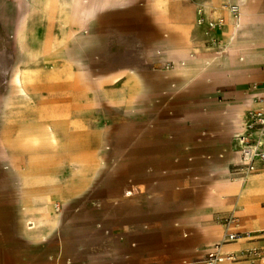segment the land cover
Masks as SVG:
<instances>
[{
  "label": "crops",
  "instance_id": "0c3cea01",
  "mask_svg": "<svg viewBox=\"0 0 264 264\" xmlns=\"http://www.w3.org/2000/svg\"><path fill=\"white\" fill-rule=\"evenodd\" d=\"M243 3L256 13L254 19L241 26L239 43L235 44L230 36L225 5L237 4L236 0H0V201L5 200L6 195L10 197L12 191L9 169L15 167L17 179L16 170L20 169L23 159L13 160L10 154L29 152L27 143L22 142L23 135L27 128L33 129L45 120L44 108L55 109L57 116L61 113V104L72 106L74 110L81 108L83 112L78 109L66 119L87 120V106L92 102L108 103L107 92L92 97L90 90L93 74H101L96 78L99 88L107 82L109 55L121 57L122 64H131L130 70L137 74H152V66L157 64L167 66L166 70L172 73L185 60L199 58L195 76L189 80L176 76L180 80L178 86H165L169 90L158 96L159 101L187 106L213 103L220 97L236 98L231 108L219 110L212 117L218 122L227 118L233 125L227 132L228 146L222 164L228 168L237 163L231 159V141L243 124L234 122L244 121L251 109L264 108V0ZM220 17L225 20L223 27L212 28L210 22ZM200 18H204L202 23ZM250 26H256L257 36L244 34V29ZM19 28L23 38L21 45L17 37ZM214 54L220 56L214 60ZM172 64L176 65L170 70ZM16 65L34 74L32 90H36L29 103H26L28 95H13L16 85L12 73ZM126 70L123 65L116 72ZM61 89L68 90L66 102L60 100ZM173 89L179 91L173 93ZM45 90L50 93L47 100L40 95ZM148 97L154 103L155 95ZM202 115L203 112H198L195 118ZM189 149L190 146L186 151ZM2 153L8 154L7 157ZM26 165L28 167V162ZM201 174V182L212 177L210 171ZM257 176L253 185L260 187L259 194L244 213L245 230L241 233L250 232L243 240L248 238L250 243H261L252 248H264V206L257 205L264 199V169L257 172ZM235 179L233 177V182L228 184L227 198L235 196ZM121 186L122 202L116 212H108L106 201L96 202V194H91L92 208L74 214L60 211L58 228L46 238L27 236L22 218L14 233L4 225L3 235H0V264H193L191 261L201 249L218 240L216 230L209 228L218 223L206 224L205 221L213 220V216L208 215L223 209L217 207L211 213L202 207L174 227L167 210L162 213L149 210L142 214L148 219L141 221L140 211L126 209L125 201H133L143 189L134 179L122 182ZM45 201L35 200V204ZM50 204L47 203L48 207ZM52 213L48 208V214ZM230 216L235 218L234 214ZM205 228L209 231L205 232ZM173 230L179 232L190 247L173 246ZM227 231L240 232L231 225L227 229L225 225L223 235ZM251 234L256 236L251 237ZM161 238L163 240H159ZM244 246L242 241L239 248ZM247 262L264 264V258L233 264Z\"/></svg>",
  "mask_w": 264,
  "mask_h": 264
},
{
  "label": "rangeland",
  "instance_id": "374dc122",
  "mask_svg": "<svg viewBox=\"0 0 264 264\" xmlns=\"http://www.w3.org/2000/svg\"><path fill=\"white\" fill-rule=\"evenodd\" d=\"M244 1L236 0L239 9L245 7L254 16L256 13L254 8L243 3ZM28 2L31 1L28 0ZM227 12L226 17L229 23ZM256 30V26H250L244 29V34L255 37L258 35ZM17 37L18 44L21 45L23 39L21 38L20 28ZM114 52L116 51L114 50ZM218 56L220 55L216 54L215 56L214 54L213 59L215 60ZM225 59L227 58L225 57ZM121 61V57L108 56L107 82L103 83L101 88L98 87L99 84L96 80L98 75L101 74H93V87L90 90L92 97L107 92L108 103L100 105L92 102L91 105L87 106L86 113L89 114L87 120L66 119V124L58 126L59 147H43L40 144L28 143L27 149L34 150L33 152L12 153L10 156L13 160L22 157L20 168L25 170L27 169L26 163L33 154L60 155L63 153L62 150L65 146L68 145L65 148H70L76 137L84 136L88 142L80 145L73 144L70 149L74 150V152H71L74 154L87 150L86 153L90 157V161L93 162L92 181L80 195L74 196L71 194L68 205H64L60 200H57L56 208L51 203L49 207L51 212L59 209L61 212H66V214L70 211L74 214L75 211L79 213L82 210L90 209L92 205L89 202V197L91 194H96V202L105 200V208L108 212L114 213L120 208L122 202L119 195L122 182L134 179L139 184L138 187L143 189V192H138L133 201H125V208L128 210L138 209L141 213V221L148 219L147 216L142 214H147L149 210L154 209L160 213L167 210L172 215L170 219L172 220V227H174V224H178L182 218L192 217L202 207L205 211L211 210V213L214 208L219 207L223 210L209 214L208 216H213V220L205 221V223H218L209 228L216 230L219 236L218 240L214 242L222 241L226 219L231 214L235 215L232 222L237 219L233 205L237 203L238 198L236 196L226 197L229 190L228 184L233 182V177L245 176H243L238 163L230 165L228 167L229 171H227V167L223 166L222 159L226 155L228 146L227 132L233 125L229 123L227 118L218 122L215 117H212V114L224 108H231L236 98L220 97L213 103L204 105L162 104L158 96L169 90L165 86L171 84L178 86L180 80L176 76L186 80V77L178 69L182 66L196 70L195 65L200 61L199 58L191 61L185 60L184 64H180L179 68L173 70L172 73L167 71V66L163 64L154 65L152 66V74L134 73L130 70L131 64L125 65ZM123 65L127 70L116 72ZM175 65L172 64L170 70L174 69ZM18 66L16 65L15 69ZM111 76H118L117 81L111 82ZM104 81L102 80V82ZM29 85L32 88V81L29 82ZM35 90L33 89L27 96L26 103L32 100ZM178 91V89L172 90L173 93ZM60 92L61 102H66L68 100V90L61 89ZM15 93L16 90H13V95ZM49 94L45 90L40 95H44V100H47ZM151 95H155L154 103L149 100L148 96ZM47 110L48 112H45ZM77 110L83 112L81 108H77ZM77 110H74L72 106L68 108L67 105H60V114H65L66 118L72 116ZM51 111L50 107L42 110L45 114L56 113L55 109L54 112ZM198 112H203V115L195 118V114ZM188 115L191 117L186 118ZM243 122L239 120L234 124H243ZM182 128L187 133L181 131ZM233 133H236L235 127ZM231 143L233 146L235 145L234 138ZM189 146L191 149L186 151ZM7 155L2 153L3 157H7ZM45 168L47 167H41L40 172H44ZM69 170L70 167L64 171ZM204 171H210L212 177L201 182L203 180L201 179V173ZM9 172L13 184L10 197L6 195V199L0 201V235H3L4 225L13 233L18 231L19 221L21 218L24 219L19 176L16 171L17 179L15 178V167L10 168ZM128 191H133V189H128ZM124 195L128 197L127 194ZM96 202L92 204H96ZM257 205L259 207L264 206V199H260ZM160 220L163 219L160 218ZM232 222L231 227L244 232L243 225L235 227L234 225L237 222L235 224H232ZM209 228H205V232H208ZM252 231L255 232L256 230L253 229ZM255 236L256 234H251V237ZM171 241L172 245L178 248L190 247L189 242L183 239L182 235L175 230L171 233ZM242 241L245 246L239 248ZM233 243H238L237 249L229 250L236 251L237 261L235 262H245L244 255L241 253L249 248L261 245V243H250L248 238L244 240L240 238ZM214 247L213 245L205 246L191 263L202 262ZM223 264H233V262ZM247 264L250 263L247 262Z\"/></svg>",
  "mask_w": 264,
  "mask_h": 264
},
{
  "label": "bare ground",
  "instance_id": "6f19581e",
  "mask_svg": "<svg viewBox=\"0 0 264 264\" xmlns=\"http://www.w3.org/2000/svg\"><path fill=\"white\" fill-rule=\"evenodd\" d=\"M30 1L33 2L34 0ZM159 2H162V0H159ZM246 9L247 8L245 7L240 8L239 19L234 18L230 11L227 12L231 31L230 36L235 44L239 43L238 33L241 26L244 25V22L248 21L249 23V20L254 19V16ZM178 71L186 77V80H189L195 76L197 70L181 66ZM33 75L34 74H30L27 69L21 68L20 66L14 70L12 79L13 83L16 85L17 96L23 97L31 93L32 88L30 87L29 82L32 81ZM117 78L118 76H111L110 81L116 82ZM45 112H48V110ZM44 118V123L37 125L33 129L31 127L27 128L26 134L23 135V143L40 144L43 147L58 146L57 127L66 124V115L60 114L57 116L56 113H54V115L48 113L47 115L45 114ZM86 142H88L86 137L79 136L75 138L72 144H70L72 146L73 144L80 145L85 144ZM65 147L62 150L63 153L60 155L33 154L29 157L27 169L23 170L20 168L16 170L21 183V205L24 214L25 232L29 237L46 238L58 228L61 212L57 209L52 214H48V202H51L55 207L57 200H60L64 205H68L70 195H80L90 184V181H92L91 174L93 172V162L90 161V157L86 153L87 150L74 154L71 153L74 152V150ZM231 155V159L235 160L237 163L240 162L241 156L238 147H231ZM44 166L47 168H45L44 172H40V168ZM69 167V171H64L65 169L68 170ZM257 178V173L245 177L237 176L233 183L236 187L234 194L238 198L236 200L237 203L234 205L237 219L232 222V224L237 222L234 225L235 227L245 224L244 213L249 208L254 196L259 194L260 187L253 185ZM35 200L46 201L40 203V205H36ZM237 244L238 243L233 242L222 243V241L218 243L214 242L212 245L215 247L212 250L210 249V252H214L218 249V246L219 250L224 253L229 250L237 249Z\"/></svg>",
  "mask_w": 264,
  "mask_h": 264
},
{
  "label": "built area",
  "instance_id": "2783aa9c",
  "mask_svg": "<svg viewBox=\"0 0 264 264\" xmlns=\"http://www.w3.org/2000/svg\"><path fill=\"white\" fill-rule=\"evenodd\" d=\"M225 8L229 10L235 18L239 17V6L237 4H226ZM204 18H200L202 23ZM225 24L224 18L220 17L217 20L210 22L212 28H221ZM235 143L240 150V162L243 176L254 174L264 169V108H255L247 112L243 125L235 136ZM230 216L226 219L227 229L231 225ZM249 236V233H241L227 231L222 238V243L236 242L238 239ZM218 249L214 252H209L202 264H223L226 262L237 261V253H223ZM245 260L255 262L264 258V248H250L241 253Z\"/></svg>",
  "mask_w": 264,
  "mask_h": 264
}]
</instances>
